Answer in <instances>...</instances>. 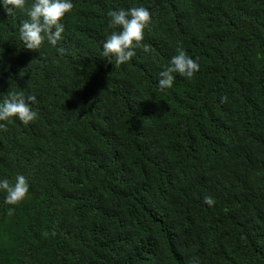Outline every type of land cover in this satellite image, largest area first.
<instances>
[{
    "label": "trees",
    "instance_id": "1",
    "mask_svg": "<svg viewBox=\"0 0 264 264\" xmlns=\"http://www.w3.org/2000/svg\"><path fill=\"white\" fill-rule=\"evenodd\" d=\"M73 2L38 50L0 8V101L38 113L0 121V178L30 185L0 192V264H264V0ZM141 5L149 50L110 64L107 13ZM180 47L200 69L161 91Z\"/></svg>",
    "mask_w": 264,
    "mask_h": 264
},
{
    "label": "clouds",
    "instance_id": "2",
    "mask_svg": "<svg viewBox=\"0 0 264 264\" xmlns=\"http://www.w3.org/2000/svg\"><path fill=\"white\" fill-rule=\"evenodd\" d=\"M74 7L73 0H31L30 6L27 0H0V8L8 15H15L17 10H26L27 18L19 27V38L24 48L38 50L45 40L51 46L56 47L64 39L62 34L65 26L61 18ZM109 24L118 28L112 31L102 44L101 56L110 64L113 62L120 65L130 61L136 56V49L143 47L147 52L146 45H141L144 38V30L151 22L152 13L145 6L120 8L110 10ZM60 54L68 52V49L59 46ZM200 69L196 59L187 54L182 47L177 49V54L171 57L167 67L159 73L158 85L161 91L171 88L176 80V74L191 79ZM227 96L220 97L221 102L227 101ZM37 102L35 94L26 95L23 91H12L0 101V121L9 118H18L27 124L37 118L38 113L33 110L32 103ZM5 127L0 124V128ZM28 178L17 173L15 181L8 178H0V192L5 193L4 202L8 205H16L22 201L29 192ZM204 202L208 206L215 204L212 196H206ZM15 209L9 207L8 215H12ZM191 264H200L198 259H193Z\"/></svg>",
    "mask_w": 264,
    "mask_h": 264
}]
</instances>
